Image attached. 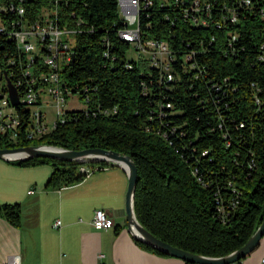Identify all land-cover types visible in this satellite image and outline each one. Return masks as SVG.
<instances>
[{
    "label": "trees",
    "instance_id": "16d2710c",
    "mask_svg": "<svg viewBox=\"0 0 264 264\" xmlns=\"http://www.w3.org/2000/svg\"><path fill=\"white\" fill-rule=\"evenodd\" d=\"M194 1L142 5L141 42L168 44L167 71L121 37L127 26L118 0H0V7L22 2L26 10L24 18L0 14L9 29L12 22L40 19L45 9L58 11L60 28L74 32L61 78L85 103L37 140L23 135L30 111L18 108L21 138L12 143L0 134V149L52 146L130 156L143 228L184 251L223 258L264 220V0H200L199 12ZM25 61L16 40L0 34V70L21 78ZM10 163L51 166L49 189L83 182L80 167L95 165L44 158ZM0 217L20 227V205L0 204Z\"/></svg>",
    "mask_w": 264,
    "mask_h": 264
},
{
    "label": "crops",
    "instance_id": "0c3cea01",
    "mask_svg": "<svg viewBox=\"0 0 264 264\" xmlns=\"http://www.w3.org/2000/svg\"><path fill=\"white\" fill-rule=\"evenodd\" d=\"M52 167H18L0 160V204H19L21 226L0 217V264H185L141 247L129 232L126 169L111 166L61 189L47 188ZM96 210L114 227L96 231ZM61 221L60 228L54 224ZM264 236L242 264H262Z\"/></svg>",
    "mask_w": 264,
    "mask_h": 264
},
{
    "label": "built area",
    "instance_id": "2783aa9c",
    "mask_svg": "<svg viewBox=\"0 0 264 264\" xmlns=\"http://www.w3.org/2000/svg\"><path fill=\"white\" fill-rule=\"evenodd\" d=\"M118 1L120 13L127 26V29L121 33V37L136 46L137 54L141 58L142 51L154 49L157 55H153L155 62H152L155 66H161L168 71L170 61L173 58L168 44L155 41L141 42L139 16L142 5H152L151 0ZM245 1L246 4H250L249 0ZM201 5L200 0H195L193 11H201ZM206 8L209 9V7ZM8 13H16L22 18L26 16V10L22 2L16 6L12 4L0 7V14ZM73 33L68 29L60 28L56 9L43 10L41 18L34 22H29L27 19H22L18 23L12 22L11 29L0 22V34H8L11 39H15L18 48L26 57V67L21 70V78L16 76L15 71L0 70V134L7 137L10 142L16 143L21 138L20 127L23 123L17 109L22 106L30 111L27 129L23 134L27 140H37L51 131L58 121L64 122L66 113L64 106L68 100L67 96L69 98L71 93L65 87V82L61 78V71L72 58L71 44L65 40V36L70 37ZM159 55L166 57L165 63H162ZM13 77H17V79L13 81ZM169 78L172 79V75L169 74ZM8 80L11 81L18 92L19 106H13L11 103ZM44 95L52 100L57 114V121L52 128H49L46 124L45 114L41 109H38L43 105ZM108 167H111V165L107 164L106 167H101L100 164L82 165L80 172L88 177ZM61 225L62 222L57 221L54 228H60ZM92 225L96 231H100L113 228L114 222L104 210H96ZM7 264H21L20 258L15 257ZM231 264H242V261ZM262 264H264V260Z\"/></svg>",
    "mask_w": 264,
    "mask_h": 264
},
{
    "label": "water",
    "instance_id": "95a60500",
    "mask_svg": "<svg viewBox=\"0 0 264 264\" xmlns=\"http://www.w3.org/2000/svg\"><path fill=\"white\" fill-rule=\"evenodd\" d=\"M9 96L13 106H19V95L11 81L8 80ZM32 158H44L52 160H63L77 163H106L111 166H120L126 169L129 178V189L127 194V213L129 217V232L137 242H142L151 248L190 264H231L244 260L258 247L264 236V220L247 243L234 253L223 258H212L195 255L177 247L171 246L156 238L143 228L137 220L134 210V194L138 182V170L135 162L130 156H124L117 152L102 149L66 150L52 146H28L15 149H0V160L26 161Z\"/></svg>",
    "mask_w": 264,
    "mask_h": 264
},
{
    "label": "rangeland",
    "instance_id": "374dc122",
    "mask_svg": "<svg viewBox=\"0 0 264 264\" xmlns=\"http://www.w3.org/2000/svg\"><path fill=\"white\" fill-rule=\"evenodd\" d=\"M65 40L68 43L72 44V40L70 37L65 36ZM153 55H157V52L154 49H150V51L141 52L142 59L151 60V62L152 61L155 62L153 60L154 59ZM159 58L162 60V63L166 62L165 56L162 57V55H159ZM84 108H85L84 100L81 99L79 95L70 96L64 106V109L66 111H73V110L75 111ZM38 109H41V111L45 114L46 124L48 125L49 128H52L54 126V123L57 121V114L55 108L53 107L52 100L47 95L43 96V105Z\"/></svg>",
    "mask_w": 264,
    "mask_h": 264
}]
</instances>
